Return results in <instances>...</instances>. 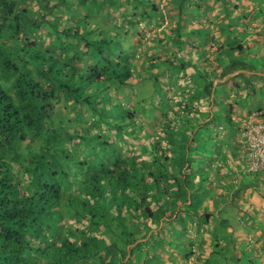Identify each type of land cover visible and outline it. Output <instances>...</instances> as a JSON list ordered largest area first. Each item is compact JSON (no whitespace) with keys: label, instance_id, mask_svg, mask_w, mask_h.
I'll return each mask as SVG.
<instances>
[{"label":"trees","instance_id":"trees-1","mask_svg":"<svg viewBox=\"0 0 264 264\" xmlns=\"http://www.w3.org/2000/svg\"><path fill=\"white\" fill-rule=\"evenodd\" d=\"M202 3L0 0V264H213L216 222L182 213L200 212L210 161L225 158L213 83L245 48L238 30L190 24ZM206 34L202 64L220 76L188 72ZM194 224L217 230L211 245L196 247L209 238L193 241Z\"/></svg>","mask_w":264,"mask_h":264},{"label":"crops","instance_id":"crops-1","mask_svg":"<svg viewBox=\"0 0 264 264\" xmlns=\"http://www.w3.org/2000/svg\"><path fill=\"white\" fill-rule=\"evenodd\" d=\"M203 1L200 8L192 5L190 14L185 16L190 20V24L194 23L196 27L199 26L207 32L213 28V33L217 27L228 33L238 30V35L243 37L245 52L240 59L243 62L240 68L234 69L225 77L216 78L213 83L215 101L210 107H214L211 117H214V120L216 117L226 118L231 120L232 124L227 130L222 126L220 119L214 122L218 138L222 142H228L218 149L225 158L216 159V162L210 161V176L213 182L211 186L203 187L199 194L200 212L195 214L192 211H184L182 215L187 218L197 215L202 217L207 212L216 222V228H219V231H216L219 234L214 233V236L220 235L223 241L210 255L209 249L205 250L204 257L215 256L213 264H225L227 261V264H264V173H246L241 168V157H245L242 137L245 126L264 123V0H231L226 9H222L224 0ZM198 10L203 13L201 18L198 14H193ZM219 12L224 16L230 13V18L218 19L219 23H216L214 20ZM190 24L184 27L185 31L191 29ZM208 37L207 34L195 37L198 39L196 53L190 54L189 50L184 53L195 64L188 70L190 75L195 74V69L212 77L222 73L215 63L213 66L206 62L202 64L208 57L214 58V55L206 50L211 42ZM216 40H225L224 44H228L225 35L221 33L216 36ZM238 57L235 53L234 58ZM158 69L153 68L152 73ZM217 94L221 96L218 99ZM222 100L225 101L224 110H221ZM216 109H219L220 113ZM205 159L209 160L208 157ZM196 225L189 226V236L193 241L198 234L209 238L207 244L197 239L196 246L208 247L214 241L212 234H209L216 231L212 227V230L207 232L204 226L197 229ZM154 233L161 237L167 235L168 230L162 231L159 228L154 230ZM168 238L165 236L164 239Z\"/></svg>","mask_w":264,"mask_h":264},{"label":"built area","instance_id":"built-area-1","mask_svg":"<svg viewBox=\"0 0 264 264\" xmlns=\"http://www.w3.org/2000/svg\"><path fill=\"white\" fill-rule=\"evenodd\" d=\"M246 173H264V123L247 125L242 133Z\"/></svg>","mask_w":264,"mask_h":264},{"label":"rangeland","instance_id":"rangeland-1","mask_svg":"<svg viewBox=\"0 0 264 264\" xmlns=\"http://www.w3.org/2000/svg\"><path fill=\"white\" fill-rule=\"evenodd\" d=\"M152 34V33H151ZM150 35V34H149ZM162 85L163 84H165V83H161ZM221 104V106H222V108H221V110H224L225 109V101L224 100H222V102L220 103ZM216 111L217 112H219L220 113V111H219V109H216ZM220 118L219 117H216V120L218 121ZM215 120V121H216ZM224 121L225 123H226V121H225V119L224 118H221L220 119V121ZM221 146V145H220ZM174 238H175V240H176V243H177V245H178V247L179 248H183L182 247V245L185 243V241L187 242L188 241V238H181L180 236H178V235H175L174 236ZM162 243H164V244H172V243H174V241H173V238L172 237H169L168 239H164L163 241H162ZM152 252V256H155V252L154 251H151ZM219 260H220V258H218ZM163 260L164 261H166L167 260V258H163Z\"/></svg>","mask_w":264,"mask_h":264}]
</instances>
